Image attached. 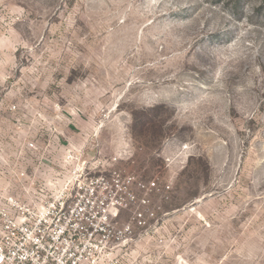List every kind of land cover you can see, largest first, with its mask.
I'll use <instances>...</instances> for the list:
<instances>
[{
	"label": "rangeland",
	"instance_id": "374dc122",
	"mask_svg": "<svg viewBox=\"0 0 264 264\" xmlns=\"http://www.w3.org/2000/svg\"><path fill=\"white\" fill-rule=\"evenodd\" d=\"M53 127L150 202L145 257L264 264V0H0V136Z\"/></svg>",
	"mask_w": 264,
	"mask_h": 264
},
{
	"label": "built area",
	"instance_id": "2783aa9c",
	"mask_svg": "<svg viewBox=\"0 0 264 264\" xmlns=\"http://www.w3.org/2000/svg\"><path fill=\"white\" fill-rule=\"evenodd\" d=\"M50 131L0 136V264H156L141 249L163 243L156 213L134 180Z\"/></svg>",
	"mask_w": 264,
	"mask_h": 264
}]
</instances>
